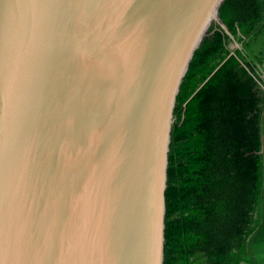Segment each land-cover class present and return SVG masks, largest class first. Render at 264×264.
<instances>
[{"label": "water", "instance_id": "obj_1", "mask_svg": "<svg viewBox=\"0 0 264 264\" xmlns=\"http://www.w3.org/2000/svg\"><path fill=\"white\" fill-rule=\"evenodd\" d=\"M224 2L0 0V264H164L177 96Z\"/></svg>", "mask_w": 264, "mask_h": 264}, {"label": "trees", "instance_id": "obj_2", "mask_svg": "<svg viewBox=\"0 0 264 264\" xmlns=\"http://www.w3.org/2000/svg\"><path fill=\"white\" fill-rule=\"evenodd\" d=\"M219 14L177 96L164 264H264V0Z\"/></svg>", "mask_w": 264, "mask_h": 264}, {"label": "crops", "instance_id": "obj_3", "mask_svg": "<svg viewBox=\"0 0 264 264\" xmlns=\"http://www.w3.org/2000/svg\"><path fill=\"white\" fill-rule=\"evenodd\" d=\"M264 135V134H263Z\"/></svg>", "mask_w": 264, "mask_h": 264}]
</instances>
